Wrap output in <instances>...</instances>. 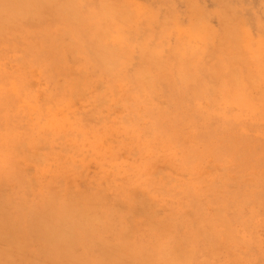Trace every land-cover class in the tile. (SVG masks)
<instances>
[{
  "label": "rangeland",
  "instance_id": "1",
  "mask_svg": "<svg viewBox=\"0 0 264 264\" xmlns=\"http://www.w3.org/2000/svg\"><path fill=\"white\" fill-rule=\"evenodd\" d=\"M5 1L0 264H264V0Z\"/></svg>",
  "mask_w": 264,
  "mask_h": 264
},
{
  "label": "bare ground",
  "instance_id": "2",
  "mask_svg": "<svg viewBox=\"0 0 264 264\" xmlns=\"http://www.w3.org/2000/svg\"><path fill=\"white\" fill-rule=\"evenodd\" d=\"M2 1H5V0H2ZM6 1L9 2L10 0H6ZM6 1H5V2H6ZM16 1H17V0H16ZM7 2H6V3H7ZM20 2H21V1H20ZM33 2H34V1H33ZM27 3H28V1H27ZM29 3H30V2H29ZM37 3H39V2H37ZM42 3H43V2H42ZM13 4H14V3H13ZM24 4H25V3H24ZM0 5H1V4H0ZM7 5H8V4H7ZM10 6H11V5H10ZM10 6H7V8L10 7ZM19 6H20V5H19ZM27 6H28V5H27ZM0 7H1V6H0ZM4 8H5V7H4ZM15 9H16V8H15ZM2 10H3V9H2ZM18 10H19V9H18ZM0 11H1V10H0ZM3 11H4V10H3ZM19 11H20V10H19ZM16 12H17V11H16ZM1 13H3V12H1Z\"/></svg>",
  "mask_w": 264,
  "mask_h": 264
}]
</instances>
